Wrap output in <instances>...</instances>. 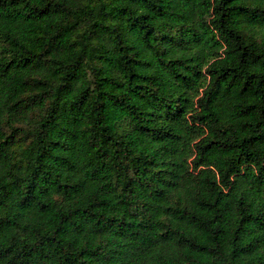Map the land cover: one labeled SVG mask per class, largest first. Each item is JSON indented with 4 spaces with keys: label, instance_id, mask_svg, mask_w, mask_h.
I'll return each mask as SVG.
<instances>
[{
    "label": "trees",
    "instance_id": "16d2710c",
    "mask_svg": "<svg viewBox=\"0 0 264 264\" xmlns=\"http://www.w3.org/2000/svg\"><path fill=\"white\" fill-rule=\"evenodd\" d=\"M0 264H264V0H0Z\"/></svg>",
    "mask_w": 264,
    "mask_h": 264
}]
</instances>
